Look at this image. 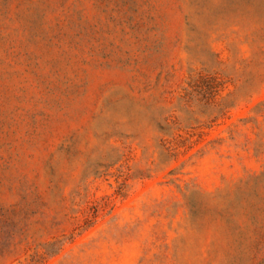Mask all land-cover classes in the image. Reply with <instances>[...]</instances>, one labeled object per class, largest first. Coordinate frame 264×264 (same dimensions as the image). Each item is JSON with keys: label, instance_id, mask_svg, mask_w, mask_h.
<instances>
[{"label": "rangeland", "instance_id": "obj_1", "mask_svg": "<svg viewBox=\"0 0 264 264\" xmlns=\"http://www.w3.org/2000/svg\"><path fill=\"white\" fill-rule=\"evenodd\" d=\"M0 264H264V0H0Z\"/></svg>", "mask_w": 264, "mask_h": 264}, {"label": "trees", "instance_id": "obj_2", "mask_svg": "<svg viewBox=\"0 0 264 264\" xmlns=\"http://www.w3.org/2000/svg\"><path fill=\"white\" fill-rule=\"evenodd\" d=\"M218 83V86H216V90H215V92H217L219 89L217 88V87H219V86H221L222 85V82H217ZM222 109H223V107H221ZM220 112H221V110H220Z\"/></svg>", "mask_w": 264, "mask_h": 264}]
</instances>
